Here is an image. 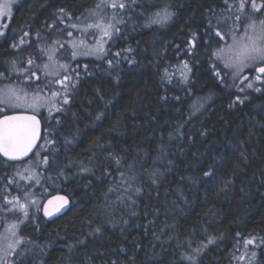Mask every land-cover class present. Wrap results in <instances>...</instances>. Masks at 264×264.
Segmentation results:
<instances>
[{
    "label": "trees",
    "instance_id": "trees-1",
    "mask_svg": "<svg viewBox=\"0 0 264 264\" xmlns=\"http://www.w3.org/2000/svg\"><path fill=\"white\" fill-rule=\"evenodd\" d=\"M96 2L24 0L0 43V72H8L7 61L11 66L18 55V46L12 45H17L24 33L46 35L76 24ZM138 5L136 14L142 20V14L148 17L158 10L155 5H170L174 15L164 25H147L136 33L121 34L102 61L76 63L87 68L73 76L78 83L71 90L70 103L54 118L50 129L44 124L42 142L52 137L55 144L42 156L48 157L49 164L42 166V158L37 166L43 177L40 183L16 176L27 162L12 164L0 156V223H13L11 218L21 215L6 203L13 197L21 201L29 195L41 193L42 199L62 193L72 201L71 209L51 222L38 209L33 212V221L22 230L25 242L15 264H133V257L135 264H181V252L190 251L186 241L191 240L195 248L206 242L207 234L217 240L199 257V264H241L244 240L264 237V139L258 140L261 134L255 130L248 139L247 130V114L256 104L264 103V83L257 85L262 90L257 93L254 88L245 90L222 71L221 82L211 70L215 58L210 59L209 54L223 41L204 34L207 9L216 7L221 15L222 0H138ZM220 31L230 40L226 25ZM193 32L199 40L189 54ZM108 60L113 61L112 67ZM184 61L191 68L187 83L172 75L169 83L164 70L171 74ZM238 95H247L250 101L229 109L228 104ZM207 99L201 111L189 119L192 105ZM97 112L104 113L101 120L95 119ZM178 126L182 137L177 135ZM205 129L208 134L202 136ZM240 140L246 141L247 171L235 178L230 190L217 194L220 182L231 177L233 164L240 163L239 151L225 145ZM109 152L121 158L120 165ZM221 152L226 158L218 162L217 180L205 178L194 184L187 179L202 176V169ZM169 160L173 164L169 165ZM133 162L135 168L130 172L127 164ZM29 167L35 169L34 164ZM153 170H158L156 184L152 183ZM120 172L125 177L135 175L132 187L143 189L138 195L127 193L135 204L117 199L124 194L123 188L108 191L120 183ZM48 180L53 184L49 186ZM101 224L102 234L88 235ZM81 239L86 243L76 244ZM70 244L76 245L71 251ZM251 249L257 251L259 264H264V245Z\"/></svg>",
    "mask_w": 264,
    "mask_h": 264
},
{
    "label": "snow or ice",
    "instance_id": "snow-or-ice-1",
    "mask_svg": "<svg viewBox=\"0 0 264 264\" xmlns=\"http://www.w3.org/2000/svg\"><path fill=\"white\" fill-rule=\"evenodd\" d=\"M223 9H219L222 13L221 15H217L218 9L216 7H209L207 9V21L205 28V35L209 36V38L215 36L218 37L221 41L224 40V35H222L220 28L223 26H227L226 34L230 36L232 43L226 44L223 47H217L213 52L209 54V58H215L216 61L222 62L223 67L226 69H232L233 75L238 76L243 72L244 69L250 68L255 69L258 73L254 79L256 81H261L262 76H264V0H260L258 3L257 0H222ZM133 6L140 7L137 4V0H100V2L96 5V8L92 10V15L97 17V20L94 23L86 25L84 31L88 29H96L99 33H101L100 40L97 41L93 45H87L84 40L74 41L72 42V48L74 49L71 53L72 57L75 58L78 55H96L100 57L102 55H107V50L104 48L105 40L104 38H111L114 33L120 31L117 27L118 24H123L124 20L121 13L127 14L128 10ZM11 0H6L5 3L0 4V18H11ZM158 10L153 12L150 16L147 17L148 25L158 24L164 25L169 20L172 19L174 12L170 11V5L159 6L155 5ZM110 8L115 10L113 14L108 17L105 15H101L98 13V10ZM64 15H67L64 9L59 10ZM226 13V14H225ZM259 16V19L256 17ZM244 21L241 24V21ZM215 21V22H214ZM231 21V23H229ZM7 25H0V28H6ZM73 28L77 26L75 24L72 25ZM4 35L3 31H0V36ZM37 39L40 38V34L37 33ZM69 36L72 35L71 32L68 33ZM191 41L188 42V53L192 54L193 50L196 47V43L199 40L198 35L193 32ZM28 36V33H24L21 37L19 43L21 45L25 44L27 41L24 37ZM59 45V48H63L64 44H62L59 40L54 41L52 46L47 49L41 48L40 52L43 56H47V62L41 65H36L37 71H42L45 76H60V69H64L67 72V65L59 64L56 60V53L59 51V48L56 46ZM13 48H16L17 45L13 44ZM127 51H131L128 49ZM116 56H120V53L117 52ZM28 65H33L34 60L29 57L26 61ZM109 67L113 66V61H107ZM116 63H119L117 61ZM85 68L87 66L85 65ZM211 70L214 72L215 76L223 82V78L221 77V72L217 69L216 64L213 63L211 66ZM11 71L13 73L24 72L27 73V79L29 81L35 79L40 80V76L37 75V71H31L29 68L20 69L17 68L16 62L13 61L11 65ZM191 72V68L187 61L183 62V70L181 71V76L185 83L188 81V73ZM0 77L8 79L5 76L4 72H0ZM164 78L171 83V74H169L168 70H164ZM118 79V78H117ZM247 79V77H245ZM50 83H55L60 85V89L58 91H51L50 96H42L40 93L43 89L37 88L31 94L25 90L24 87L17 86L14 84H8L4 87L0 88V104L7 105L9 107H23L29 108L33 112H38L40 108H47L49 114L55 110L56 112H62L64 109L62 105H68L70 103V93L71 90L75 88L78 80L67 74L63 75L62 78L51 81ZM48 87V85H45ZM247 87L249 89H253V83H248ZM241 92L244 89H240ZM254 91L260 93L262 90L259 87L254 88ZM100 90L97 89V94L99 95ZM103 99L102 96H100ZM176 99H179L177 97ZM247 101H250V97L245 95L243 98L241 96H236L234 100H232L228 104L229 109H235L242 105H244ZM60 105V106H58ZM203 106V101L199 100L192 105V111L189 116V119L192 116H195L196 113L201 111ZM104 116L103 112H97L95 119L101 120ZM248 121V139H251L254 136V130L260 132L261 136L257 137L258 140L264 139V103L256 104L253 109L247 114ZM59 123V121H57ZM200 134L202 136H206L207 130H201ZM177 135L183 136L184 133L180 130V127L177 128ZM171 139V134L169 135ZM41 139L40 135V121L36 118L35 115H5L3 119H0V155L6 157L10 161H19L23 160L25 157L29 156L32 153L33 149L36 148L37 142ZM68 143L69 141H65ZM45 143L55 144V140H45ZM246 143L245 140H240L238 143L233 144L229 141L225 147L237 149L239 151V161L238 164H233V171L231 177L225 178L220 182V186L218 188L217 194L220 192H227L230 190L235 182V178L240 175L242 172L247 171V165L249 163L248 156L246 155V149L243 147ZM98 147H103L102 144L98 143ZM35 155H39V153H35ZM109 156H113L111 152H109ZM225 154L223 152L216 155L213 160L206 165L204 169H202V176L198 178L187 177L189 181L192 183L202 182L207 178V181H215L218 178L219 167L218 162L225 159ZM115 163L120 165L121 158L119 156H113ZM30 163V162H29ZM44 165L49 164V159L45 156L42 160ZM169 165L173 164V161L169 160L167 162ZM127 168L131 171H134L135 163L127 164ZM81 171L88 172L90 169L82 168ZM25 172L30 173L29 175H24ZM63 174V173H61ZM157 174L158 170H153L151 172V176L153 177L152 183H157ZM16 176H18L21 180H29L35 181V183H40L39 175L31 171L29 168H24L23 171H17ZM67 178V177H65ZM181 179H184L182 177ZM136 180L135 175H129L125 177L124 172H120V183L115 188H109V192H119L120 188L124 189V194H120L117 196V199L123 202L125 199L131 201V203L135 204V201L132 200V196L127 193L131 192L133 194L138 195L143 191L142 188L132 187V184ZM14 182V181H10ZM264 183V180L261 181ZM181 198L184 199V202L187 203V199L183 197L182 190H178ZM27 195V193H26ZM107 199V195L105 196ZM6 203L12 205V210L18 209L22 212L23 216L27 218L29 216L28 207L29 203L34 205L36 204L35 200L29 201V203H20V198L13 197L12 200H6ZM69 204V200L67 196H57L53 200L48 201V206L44 207L43 212L47 217H51L56 213H59L61 209L66 207ZM109 206H105L104 210L107 211ZM211 211V210H209ZM132 215H136L135 212ZM207 215V214H206ZM19 223H23L20 221ZM89 223H91L89 221ZM7 235L4 237V240L7 243L0 242V254L3 256L8 255H16L14 250L19 248L20 245L24 243V239L19 235V224H9L6 228ZM104 231V226L97 225L92 229L91 232L88 233L89 236H96L97 234H102ZM195 231V230H193ZM207 233V229H204ZM239 236V233H237ZM217 237L207 234L206 242L201 241L197 247H192V241H186L187 248L190 251H183L180 254L179 261H188L189 264H199V257L203 254L204 251L207 250L209 245H213L216 243ZM259 241V243H257ZM86 243V239L77 240L76 244L84 245ZM244 245H255L257 248L264 245V237H252L244 240ZM178 247H183V245L179 244ZM68 250L71 251L76 247L75 244L67 245ZM123 251V249H121ZM256 252H252V257H256ZM88 260L91 261V257H88ZM133 264H135V257L132 258ZM15 264V262H13ZM111 264H117L116 261H112ZM176 264V262H173Z\"/></svg>",
    "mask_w": 264,
    "mask_h": 264
},
{
    "label": "rangeland",
    "instance_id": "rangeland-1",
    "mask_svg": "<svg viewBox=\"0 0 264 264\" xmlns=\"http://www.w3.org/2000/svg\"><path fill=\"white\" fill-rule=\"evenodd\" d=\"M24 0H11L12 3V7H11V18H0V25H7L6 28H0V31L4 32V35L0 36V43L3 42L7 35H8V31H9V25L10 22L12 20L13 14L15 9L17 8V6H19ZM6 0H0V4L5 3ZM100 2V0H98V2H96L94 4V6L91 8L90 12L84 16V18L80 21H78L75 25L77 26L76 28H73L72 25H65L63 27H61V29L59 31H55L54 33L51 34H40V38L37 39V33L31 34L29 36L24 37V39L27 41L25 44L21 45L20 43L17 44V51H18V55L15 58L16 62V66L17 68L20 69H24V68H29L31 71H37L36 69V65H41L43 63L47 62V56H43L40 52L41 48L47 49L50 46H52V44L54 43V41L59 40L62 44H64L63 48H59V45H57L56 47L59 48V51L56 53V60L59 62V64H63V65H67V72H65L64 69H60V76H45L42 68L40 71H37V75L40 76V80H31L29 81L27 79V73L24 72H20V73H13L11 71V66H10V62L7 61L9 68H8V72H4L5 76L8 77V79H5L3 77H0V88L4 87L5 85L8 84H14L17 86H21L24 87L26 91H28L30 94L37 88L43 89V91L40 93L42 96H50L51 95V91H58L60 89V85L55 84V83H50L51 81H54L56 79L62 78L63 75L67 74L69 76H76V74L79 73V69H86L85 68V64L83 65H76L77 62H83L88 61V60H94V61H102L105 59V57L108 55V49L109 46L112 45L113 43H117V39L120 37L121 34H125V35H130L133 33H136L137 31H141L144 28L147 27L148 23H147V17L146 15L142 14L143 16V20L142 18H140L139 16H137L136 12L138 11V9L136 8V6H133L132 8H130L127 12V14L121 13L120 15L122 16L124 23L123 24H118L117 27L120 29L119 32L114 33L113 36L109 39L107 37L104 38L105 43H104V48L107 50V55H102L100 57H97L96 55H78L75 58L72 57L71 53L74 50L72 48V42L74 41H79V40H84L85 43L87 45H93L95 44L97 41L100 40L101 37V33H99L96 29H88L87 31H84L86 25L94 23L97 20L96 16L92 15V10L96 8V5ZM137 4H138V0H137ZM115 10L110 9V8H105V9H100L98 10V13L101 15H105L110 17L113 12ZM259 19V18H258ZM71 32L72 35L69 36L68 33ZM209 43V42H208ZM232 40L230 38V40H223V45H218L217 47H223L226 44H231ZM31 57L34 60V64L33 65H28L26 63L27 59ZM6 63V66H7ZM216 64V66L219 68V71L223 72V74H227L230 76V78L232 77L234 82H236L237 84H240V86L244 87L245 90L249 89L247 87L248 83H253V88L257 87L258 84H263L264 82L261 81H256L254 79V77L258 74L255 69H250V68H246L243 70L242 73H240L238 76H234L233 75V70L232 69H226L223 67V63L216 61L214 62ZM257 66H264V65H257ZM183 70V64L177 68H173L171 70V75L174 76V78H181L183 79V77L181 76V71ZM191 73V72H190ZM190 73H188V77L190 76ZM222 76V75H221ZM245 77H247V79H245ZM262 80H264V76H262ZM45 85H48V87H45ZM51 90V91H50ZM212 99V97H211ZM209 102V99H207L204 103L203 106L205 105V103L207 104ZM60 106V105H58ZM202 106V107H203ZM63 109L65 107V105H62ZM202 109V108H201ZM19 112H27V113H34L37 114L41 117H43L44 119V123L47 124V127H49V129L51 128L50 125L53 123L54 118L60 113V112H56L55 110H53V112L51 114H49L47 108H40L38 112H33L31 109L29 108H23V107H9L7 105L4 104H0V117L7 115V114H13V113H19ZM2 115V116H1ZM46 140H52V137H47ZM53 144H48L45 143V141L42 142V144L40 145V148H38V150L36 151V153L38 152L39 155H34L31 159L32 160H28L26 161L27 163L24 164V167L22 166V170L24 168H28V166L34 164L35 169L33 170L34 172H37V166L40 165V161L42 160V156L46 153V150L49 149ZM42 166H44V164H41ZM39 167V166H38ZM45 167V166H44ZM41 170V169H40ZM43 170V169H42ZM30 174V173H29ZM37 174L39 175V172H37ZM40 179L43 178L42 176H39ZM48 185H52L53 182L51 181H47ZM40 195H42L40 193ZM39 195V196H40ZM39 196H26L24 197L20 203H29V201L31 200H35L36 204L32 205L29 203V207H28V212H29V216L27 218H25L23 216V214L21 213V215H19L16 218H11L13 220V223H0V242L2 243H7L6 240H4V237L7 235L6 233V228L8 227L9 224H14V223H18L19 224V235L24 239L23 234V229L26 227V225L33 221L32 220V216L34 215L33 212H40L42 214V206L45 202V200L48 198H39ZM12 206V205H10ZM20 221H23V223H19ZM25 242V239H24ZM251 246H255V245H247L245 247V254L241 259V264H259V258L258 255H256V257H252V252H256V250H252ZM20 248L15 249L14 251L18 254L16 255H8V256H3L2 254H0V264H13L14 262V258L17 257L20 253Z\"/></svg>",
    "mask_w": 264,
    "mask_h": 264
},
{
    "label": "water",
    "instance_id": "water-1",
    "mask_svg": "<svg viewBox=\"0 0 264 264\" xmlns=\"http://www.w3.org/2000/svg\"><path fill=\"white\" fill-rule=\"evenodd\" d=\"M7 115H9V116L10 115H35L36 118L40 121V135H41V139L37 142L36 148L33 149L32 153H30L29 156L25 157L23 160L10 161L6 157L0 155L5 161H7L9 163H12V164H18V163L26 162V161L30 160L35 155L36 151L38 150V148L40 147V145L42 143V140H43V137H44V132H45L43 119H42L41 116H39L37 114L27 113V112H19V113L7 114ZM4 116L0 117V119H3ZM57 196H67L68 197V200H69V204L66 207H64L63 209H61V211L59 213H56L55 215H53L51 217L45 216L44 215V212H43L44 207L48 206V201L49 200H53ZM71 207H72V201H71V199H70V197L68 195L62 194V193L53 194V195L49 196L45 200V202H44V204L42 206V216L44 217V219L46 221L51 222V221H54L55 219L60 218L63 215H65L71 209Z\"/></svg>",
    "mask_w": 264,
    "mask_h": 264
},
{
    "label": "flooded vegetation",
    "instance_id": "flooded-vegetation-1",
    "mask_svg": "<svg viewBox=\"0 0 264 264\" xmlns=\"http://www.w3.org/2000/svg\"><path fill=\"white\" fill-rule=\"evenodd\" d=\"M42 119H43V117H42ZM43 122H44V120H43ZM45 124V123H44Z\"/></svg>",
    "mask_w": 264,
    "mask_h": 264
}]
</instances>
